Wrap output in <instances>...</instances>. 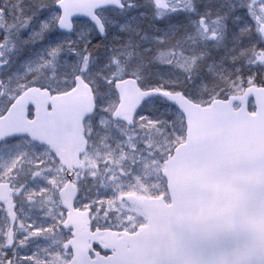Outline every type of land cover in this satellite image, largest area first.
<instances>
[{
	"label": "snow or ice",
	"instance_id": "snow-or-ice-1",
	"mask_svg": "<svg viewBox=\"0 0 264 264\" xmlns=\"http://www.w3.org/2000/svg\"><path fill=\"white\" fill-rule=\"evenodd\" d=\"M0 264H264V0H0Z\"/></svg>",
	"mask_w": 264,
	"mask_h": 264
}]
</instances>
